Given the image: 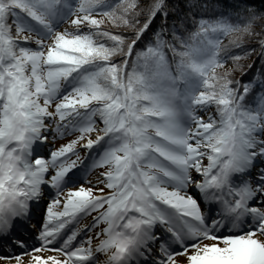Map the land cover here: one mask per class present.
I'll return each mask as SVG.
<instances>
[{
    "label": "snow or ice",
    "instance_id": "obj_1",
    "mask_svg": "<svg viewBox=\"0 0 264 264\" xmlns=\"http://www.w3.org/2000/svg\"><path fill=\"white\" fill-rule=\"evenodd\" d=\"M0 264H264V0H0Z\"/></svg>",
    "mask_w": 264,
    "mask_h": 264
},
{
    "label": "rangeland",
    "instance_id": "obj_2",
    "mask_svg": "<svg viewBox=\"0 0 264 264\" xmlns=\"http://www.w3.org/2000/svg\"><path fill=\"white\" fill-rule=\"evenodd\" d=\"M81 158L83 159L84 157H83V150H81ZM96 172L95 171H93L90 175H89V177H88V179H90V180H92L93 182H95V177H96ZM84 181H82L81 183H83Z\"/></svg>",
    "mask_w": 264,
    "mask_h": 264
},
{
    "label": "trees",
    "instance_id": "obj_3",
    "mask_svg": "<svg viewBox=\"0 0 264 264\" xmlns=\"http://www.w3.org/2000/svg\"><path fill=\"white\" fill-rule=\"evenodd\" d=\"M239 75V74H238Z\"/></svg>",
    "mask_w": 264,
    "mask_h": 264
}]
</instances>
